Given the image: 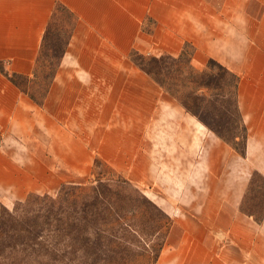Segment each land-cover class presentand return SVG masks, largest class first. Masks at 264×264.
Listing matches in <instances>:
<instances>
[{
    "label": "crops",
    "instance_id": "crops-1",
    "mask_svg": "<svg viewBox=\"0 0 264 264\" xmlns=\"http://www.w3.org/2000/svg\"><path fill=\"white\" fill-rule=\"evenodd\" d=\"M58 3L74 27L42 105L0 71V197L51 194L98 158L133 170L147 160L139 173H149L173 103L131 56L179 57L191 46L195 70L214 60L240 79L245 157L219 143L195 148L187 187L197 200L176 214L162 199L173 225L156 264H264V219L242 209L253 174L264 177V0H0L7 74L33 77Z\"/></svg>",
    "mask_w": 264,
    "mask_h": 264
},
{
    "label": "rangeland",
    "instance_id": "rangeland-1",
    "mask_svg": "<svg viewBox=\"0 0 264 264\" xmlns=\"http://www.w3.org/2000/svg\"><path fill=\"white\" fill-rule=\"evenodd\" d=\"M66 16L61 11L55 14L49 57H43L45 65H39L37 79L19 80L25 93L36 101L43 99L60 63L72 28ZM185 49L188 55L194 51L191 46ZM132 55L133 61L158 75L166 88L157 84L172 98L171 129L158 138L166 149L155 150L151 170L143 175L139 167L146 170L147 160L133 170L128 165L118 169L98 158L86 176L51 194H30L24 200L0 197V264H156L173 225L162 199L177 206L176 214L189 210L194 198L197 200L187 187L197 176L200 150L195 148L219 143L236 154L232 146L244 151L245 132L237 112L234 77L218 67L206 68L202 74L190 71L186 58ZM154 58L165 59L158 66L151 61ZM1 140L0 134V144ZM149 189L160 198L149 194ZM37 196L52 197L57 207L50 210L49 202L31 208L23 205ZM7 199L13 200L12 204L6 205ZM242 209L257 218L264 214V181L257 172ZM25 210L30 212L27 219ZM56 213L69 224L59 225Z\"/></svg>",
    "mask_w": 264,
    "mask_h": 264
},
{
    "label": "trees",
    "instance_id": "trees-1",
    "mask_svg": "<svg viewBox=\"0 0 264 264\" xmlns=\"http://www.w3.org/2000/svg\"><path fill=\"white\" fill-rule=\"evenodd\" d=\"M56 11L54 12L52 18H51V21L48 25V28L45 32V35H44V38H43V43H42V47H41V51H40V54H39V58H38V61H37V68H36V71H35V74L33 75L32 78H28V77H25V76H20V75H9L7 74L3 67H1L0 65V71L9 78V80L15 84L17 87H19L24 93L25 91L23 90L22 88V85L19 83V80L20 79H23V80H26V81H30L32 79H37V74H38V70H39V65L42 64L43 66L45 65L44 64V59L43 57H49V46H50V33L52 31V24L54 22V18H55V14H57L58 11H61L62 13H64L65 15H67L66 17L68 19L71 20L72 22V28H71V31L69 33V37L66 41V44H65V47L63 49V52H62V56H61V59L63 57V55L65 54L66 50H67V47L70 43V39H71V36H72V31H73V27H74V18H73V15L67 10V8L61 4V3H58L57 7H56ZM134 54V53H133ZM193 54V53H192ZM192 54L191 55H188V53L186 52V49H184L183 53L181 56L175 58V57H172V56H167L171 59H174V60H181L183 58H186L187 60V67L189 68L190 71H193V72H197V73H200L202 74L204 71H197L193 68V66L191 65V57H192ZM133 56V55H132ZM43 58V60H42ZM60 59V61H61ZM165 58H154L152 59L151 61L155 64V65H158L160 66L162 64V62L164 61ZM135 63L145 72L147 73L149 76H151L157 83H159L162 87H165L166 86L164 85V83L160 80V78L158 77V75L150 68H148L147 66H145L144 64L142 63H138L136 62V60H134ZM150 61V62H151ZM60 64V63H59ZM41 65V66H42ZM59 66V65H58ZM213 67H218L219 69L227 72L229 75H231L232 77H234L235 79V82H234V92H235V97H236V105H237V112L242 120V123H243V119H242V116H241V113H240V110H239V106H238V87H239V77L235 74H233L232 72H230L228 69H226L224 66H222L221 64H219L218 62L214 61V60H210L206 66L207 69L209 70H212ZM58 70V67L57 69L55 70V73L52 77V80L54 78V76L56 75V72ZM51 80V82H52ZM51 82L48 86V88L46 89L44 95H43V99L41 101H36V99L32 96H30V98L35 102L37 103L38 105H42L43 103V100L45 99L48 91H49V88H50V85H51ZM26 94V93H25ZM243 126H244V132H245V146H246V139H247V128L245 126V124L243 123ZM232 148L242 157H245V148H244V151L243 152H239L236 148H234V146H232ZM260 178L264 181V177L257 173ZM253 182V179L251 181V183ZM251 186V184H250ZM249 186V187H250ZM249 191V190H248ZM42 202H49V207H50V210H53L54 208L57 207V202L55 199H53L52 197H41V196H37V197H31L29 199H27V201L23 204L25 206H27L28 208H31L34 204H40ZM246 215H248L249 217L253 218L256 222L258 223H261L264 219V214L261 218H257L252 212H247V211H243ZM25 214V218L27 219L29 216H30V212L28 210H25L24 212ZM57 218V223L59 225H62L64 227L63 224H69V222L67 220H63L62 218H60L58 216V214L56 213L55 214ZM13 216V215H12ZM66 222V223H65ZM68 226V225H67Z\"/></svg>",
    "mask_w": 264,
    "mask_h": 264
}]
</instances>
